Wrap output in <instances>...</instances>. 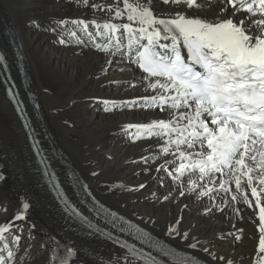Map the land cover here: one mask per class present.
<instances>
[{"label": "bare ground", "instance_id": "bare-ground-1", "mask_svg": "<svg viewBox=\"0 0 264 264\" xmlns=\"http://www.w3.org/2000/svg\"><path fill=\"white\" fill-rule=\"evenodd\" d=\"M148 2L154 14L162 17L172 16L176 11L209 21L225 16L219 12V0H199L198 5L191 9L165 4L163 0ZM92 3L111 4L113 0H89L87 6L83 0H0V9L4 10L0 11V20L12 27V35L20 43L25 61L28 60L31 75L35 78L34 82L32 76L31 86H35L39 94V108L34 109L36 124L40 122V128L45 129L43 133L48 138L44 137L43 141L46 146L49 147L50 143L60 146L81 170L75 166L80 176L85 178L81 176L91 193L138 224L166 235L169 226L182 217L179 225L182 232L190 231L217 257H225V261L217 259L213 262L199 247L189 248L200 253L198 255L210 264H226L228 259H232L234 264H254L261 255L257 251L258 219L247 206L242 203L237 205L240 209L237 214L231 206L225 208L222 194L215 202L207 197L199 200L180 197L175 191L169 202L158 199L173 190L174 185L163 172H155L154 163L150 162V172L145 171L149 165H145L141 157L158 153L155 141L136 139L122 129L129 123H146L166 117L158 111L146 112L139 108L117 107L111 112L105 111L103 101L119 104L144 95L145 90L141 83L142 74L133 64L119 58L108 64L109 55L97 51L93 43L80 33L78 26L72 23L80 19L103 21L108 18L103 12H94L90 6ZM228 15H231L230 10ZM241 18L240 15L235 17L237 21ZM60 21L66 23L61 24ZM89 31L94 32L95 29L90 25ZM72 32H76V36H72ZM25 66L29 69L27 62ZM133 83L136 87L131 86ZM42 107L45 110L43 114L40 113L43 112ZM31 119L34 122L32 115ZM52 128L57 133V139ZM29 147L26 134L4 96L0 81V174L4 176L0 180V224L19 212L24 202L30 204L27 221L18 222L22 225V239L13 248L17 253V263L21 264L19 257L24 256L22 264H47L56 256L51 242V238L56 237L78 250V255L70 264H124L122 257L126 250L103 234L89 235L90 230L63 213L41 180L39 167ZM65 159L64 153L58 154L57 166L66 167L68 163ZM93 172L96 175H92ZM140 184H145V187L139 189ZM76 193L72 195L73 199L81 200L85 208L91 209L88 212L91 220L120 236L106 226L105 218L93 214L96 204L83 190ZM206 207L215 210L205 215ZM222 208L223 212L220 211ZM160 233V236L183 249H188L187 244L193 242L189 240L186 243ZM227 233L232 235H225ZM236 236L241 239L236 240ZM138 264H143V261Z\"/></svg>", "mask_w": 264, "mask_h": 264}, {"label": "snow or ice", "instance_id": "snow-or-ice-1", "mask_svg": "<svg viewBox=\"0 0 264 264\" xmlns=\"http://www.w3.org/2000/svg\"><path fill=\"white\" fill-rule=\"evenodd\" d=\"M83 2L86 6L89 4V0ZM163 2L191 9L199 0ZM219 3V12L225 16L209 21L187 16L184 11H176L169 17L155 15L148 0H113L111 4L90 5L94 12L105 13L107 19H80L72 23L97 51L109 55L108 64L119 58L136 65L142 73L145 94L119 104L103 101L105 111L111 112L117 107L139 108L146 112L158 111L166 117L129 123L122 129L136 139L155 141L158 153L141 157V161L149 165L146 172L151 171L150 162L154 163L155 172H163L174 185L167 195L158 198L160 202H169L175 191L180 197L198 200L207 197L213 202L222 194L225 208L231 206L237 214L240 209L236 206L242 203L258 219L257 251L261 255L254 264H264V0H219ZM238 15L242 18L237 21ZM123 20L127 22H113ZM90 25L94 32L89 31ZM71 35L76 36V32ZM4 60L0 55V62ZM8 95L15 98L11 88ZM109 104L111 107H107ZM3 179L0 174V180ZM144 187L145 184L138 186ZM84 188L87 191V185ZM95 207L97 215L107 217L106 224H111L112 229L119 228L120 233L127 232L145 242L160 256L170 258L172 264H200L197 257L178 253L162 240L153 238L139 224L109 211L102 203L97 202ZM29 208L30 204L24 202L19 212L0 224V264H13L16 260L13 248L22 239V225L18 222L27 221ZM214 210L206 207L204 214ZM65 211L86 226L89 235L103 234L126 250L122 257L124 264L139 261L159 264L151 252L145 253L143 248L137 249L127 240L121 243L111 231L102 233L98 223L93 224L67 201ZM181 222L182 217L165 234L186 243L192 240L188 248L199 247L213 262L225 261L223 255L217 257L190 231L182 232ZM51 242L60 253L54 257L58 264H70L78 255L74 245L62 243L56 237ZM24 259L19 257L21 264ZM226 264L234 261L228 259Z\"/></svg>", "mask_w": 264, "mask_h": 264}, {"label": "rangeland", "instance_id": "rangeland-1", "mask_svg": "<svg viewBox=\"0 0 264 264\" xmlns=\"http://www.w3.org/2000/svg\"><path fill=\"white\" fill-rule=\"evenodd\" d=\"M0 11H4V10H2V9H0ZM7 25V26H6ZM6 27H9L10 29H12V27L6 22V23H2V21L0 20V36H2V32L5 30V28ZM12 31H13V29H12ZM14 32V31H13ZM12 32V33H13ZM15 34V33H14ZM7 35H8V33H7ZM13 40H14V42L16 43V44H18V41H16L17 39H15L14 37L12 38ZM20 50H21V52L23 53V56L25 55L24 54V52H23V50L21 49V46H20ZM26 57V56H25ZM25 57H23V61H24V64H26V62H27V64H28V67H29V62H28V60H26L25 61ZM27 59V58H26ZM27 66V65H26ZM28 69V68H27ZM28 73H29V76H30V82H31V80H32V83H33V79H32V76H33V74L31 75V70H30V67H29V69H28ZM33 78H34V76H33ZM34 82H35V78H34ZM30 87H32L31 86V83H30ZM34 90H35V92H36V94L39 96V94L37 93V89H36V87L34 86V88H33ZM40 98V97H39ZM39 100V99H38ZM41 100V99H40ZM42 111L43 112H40L41 114H43L44 113V109H43V107H42ZM32 118L34 119V126H36L35 128H36V130L37 131H39V132H41V134H45V133H43V131L45 130L44 128H40V122H39V124H36V121H37V118H36V115L33 113L32 114ZM38 122V121H37ZM46 123V122H45ZM51 126V125H50ZM52 127V126H51ZM52 131L54 132V138L55 139H57V133H55V130H54V128H52ZM46 136H45V138L47 139L48 138V136H47V134H45ZM56 135V136H55ZM50 140V139H49ZM44 142V141H43ZM45 143V142H44ZM45 144H47V143H45ZM49 145V149H51V147H52V145H51V143L50 144H48ZM51 145V146H50ZM54 147H58L59 148V151L60 152H58V154H60V155H63V153L65 154V156H66V158L67 159H65V161H66V163H68V164H70L71 165V167L72 168H74L75 169V166H76V164L73 162V160L71 159V157H69V155L68 154H66V152L65 151H63V149L60 147V146H58V145H54ZM62 151V152H61ZM55 154V153H54ZM58 154H57V156H58ZM56 156L54 155V158H55ZM56 159V158H55ZM62 160V159H61ZM57 164H59V160H57ZM77 167V166H76ZM61 168V167H60ZM78 168V167H77ZM79 169V168H78ZM76 170V169H75ZM80 170V169H79ZM81 171V170H80ZM59 172L61 173V174H63V168H61V169H59ZM78 174V175H77ZM82 176V175H81ZM80 176V174H79V172H78V170H77V172H76V174H75V177L76 178H79V177H81ZM83 177V176H82ZM84 178V177H83ZM85 179V178H84ZM95 192V191H94ZM95 195V194H94ZM97 196V198L100 200V201H102L103 203L105 202V203H107L106 201H104L101 197H99L98 195H95V197ZM107 205H108V203H107ZM109 206V205H108ZM111 207V206H110ZM127 216V215H126ZM129 217V216H128ZM131 218V217H130ZM132 219V218H131ZM134 220V219H133ZM135 221V220H134ZM138 223V222H137ZM140 224V223H139ZM142 226H144L143 224H141ZM147 228V227H146ZM148 229H150V228H148ZM150 230H152V229H150ZM152 231H155V230H152ZM155 232H157V233H160V232H158V231H155ZM160 234H162V233H160ZM162 235H164V234H162ZM164 236H166L167 237V235H164ZM169 238V237H168ZM169 240V239H168ZM183 247V246H182ZM189 249V248H188ZM188 249H185L184 248V250H188ZM188 251H191V249H189ZM192 252H193V250H192ZM195 253H197V254H199V255H201L200 253H198L197 251H194ZM58 254H60V253H56V256L58 255ZM55 257V256H54Z\"/></svg>", "mask_w": 264, "mask_h": 264}]
</instances>
